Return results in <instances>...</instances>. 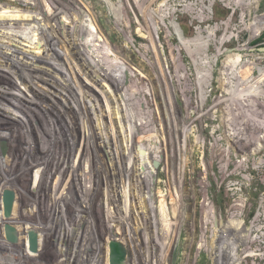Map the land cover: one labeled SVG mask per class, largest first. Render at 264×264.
Here are the masks:
<instances>
[{"label": "rangeland", "instance_id": "rangeland-1", "mask_svg": "<svg viewBox=\"0 0 264 264\" xmlns=\"http://www.w3.org/2000/svg\"><path fill=\"white\" fill-rule=\"evenodd\" d=\"M80 3L96 18L111 46L104 55L114 64L79 36ZM0 17V74H12L0 76L1 106L18 109L0 114L9 132L0 147V178L11 182L14 197L2 210L15 222L12 200L34 199L19 214L38 213L53 234L43 241L44 232L34 231V242L26 241L38 256L33 264L66 255L54 235L71 242V232L89 234L92 241L106 222L139 242L148 217L154 218L149 259H159L171 239L166 264H264V51L258 49L264 29L252 34L264 0H0ZM230 55L239 60L228 63ZM122 60L140 83L130 82ZM19 75L23 91L12 82ZM82 196L90 202L78 204ZM75 212L82 226L75 221L70 228ZM52 213L57 218L47 222ZM0 226V264H20L15 251L1 246L8 231L3 220ZM140 244L138 264L148 260ZM52 247L57 255L42 254Z\"/></svg>", "mask_w": 264, "mask_h": 264}, {"label": "bare ground", "instance_id": "bare-ground-1", "mask_svg": "<svg viewBox=\"0 0 264 264\" xmlns=\"http://www.w3.org/2000/svg\"><path fill=\"white\" fill-rule=\"evenodd\" d=\"M46 3V2H45ZM110 3V2H109ZM107 4V3H106ZM80 5H81V7H80ZM80 5L79 6H77L76 7V9H78L80 12H84V14L85 15H83L82 14V18L84 17V20H85V23H83V29L82 30H79V28H80V25L78 26L79 28H78V30H77V32L79 33V36H80V34H83L85 37H84V41L86 42L85 44H86V46L88 45V46H92L94 49H97L98 51H99V53H101V56L103 57V59L105 60L107 57L104 55V52H105V50H108L109 52L111 51V46H110V44H109V42L108 41H105V39H106V37L103 35V33L100 31V29H99V27H98V24H97V21H96V18L93 16V14L91 13V12H88V10L86 11V10H84V7H85V5L83 4V3H80ZM107 5H109V4H107ZM79 12V13H80ZM78 13V14H79ZM4 17V16H3ZM2 17V18H3ZM1 18V17H0ZM5 18V17H4ZM66 18V17H65ZM66 20V19H65ZM66 22V21H65ZM78 22V21H77ZM82 22H83V20H82ZM124 25V24H123ZM76 26V25H75ZM71 27V26H70ZM74 27V26H73ZM77 27V26H76ZM61 28V27H60ZM72 28V27H71ZM82 28V27H81ZM264 29V17H258L255 21H254V23H253V26H252V34H253V37H255V36H257L262 30ZM119 30L121 31V32H123L124 34H125V36H126V39L129 41V42H131V36H130V34H129V31L128 30H126L124 27L122 28V27H120L119 28ZM69 31V30H68ZM77 33V34H78ZM47 36V35H46ZM65 36V35H64ZM98 39V40H97ZM224 39V38H223ZM30 40V39H29ZM95 40H97L98 42L99 41H101V42H103L104 43V47H101L100 45H98V43H97V41H95ZM14 43V42H13ZM48 43V42H47ZM36 44V43H35ZM38 44V43H37ZM84 44V43H83ZM92 44V45H91ZM25 45V44H24ZM54 45V44H53ZM62 45V44H61ZM63 46H64V44H63ZM85 46V47H86ZM99 48H98V47ZM53 48V47H52ZM23 49V48H22ZM25 50V49H24ZM64 50V49H63ZM68 52V51H67ZM66 52V53H67ZM108 52V53H109ZM69 53V52H68ZM98 53V54H99ZM106 53V52H105ZM59 54V53H58ZM66 55V54H65ZM69 55V54H68ZM231 56V55H230ZM68 57V56H67ZM232 57V56H231ZM229 58V57H228ZM108 60H107V62H109V63H111V64H114V61L116 60V59H109V57L107 58ZM70 60V59H69ZM72 60V59H71ZM237 60H239V56H237L236 58H230L229 59V61H228V63H231V62H235V61H237ZM7 61H9L10 62V60H7ZM19 61V60H18ZM106 61V60H105ZM179 61V60H178ZM22 63V62H21ZM120 63V65H119V67H123V68H125V69H127L128 70V75H129V77H130V82L131 81H134V82H136V81H138V83H140V78L139 77H137V73H136V71H135V69L133 68V67H131L126 61H120L119 62ZM5 64V63H4ZM43 64V63H42ZM45 64V63H44ZM103 64H104V62H103ZM43 66V65H42ZM1 67V66H0ZM49 69V68H48ZM113 70V69H112ZM130 71H131V73H130ZM1 72H2V74H0V76L2 75V77L3 78H5V79H10V78H8V77H10V76H12V74L10 73L8 76H7V72L6 71H4V70H1ZM17 72V71H16ZM45 74V73H44ZM49 74V73H48ZM23 75V74H22ZM258 75V74H257ZM20 77H21V75H19ZM37 76V75H36ZM23 77V76H22ZM13 78L12 79V82L13 81H15V82H18L19 84H17L16 85V87H18V89L19 90H21V91H23V90H25V84L23 83L22 84V82H25L24 80H25V78H24V80H22L23 78ZM38 77V76H37ZM258 78V77H257ZM38 80H39V78H38ZM136 80V81H135ZM2 81V80H1ZM7 81V80H6ZM11 81V80H10ZM9 82V81H8ZM42 82V81H41ZM46 82H48V81H46ZM254 82V81H253ZM9 83H11V82H9ZM32 83V82H31ZM31 83H29V88L31 87V88H34L33 87V85H31ZM43 83V82H42ZM49 83V82H48ZM56 83V82H55ZM4 84H8V83H6V82H4ZM14 84V83H13ZM13 84H11V85H13ZM137 84V83H136ZM238 84V83H237ZM10 85V86H11ZM31 85V86H30ZM143 85V84H142ZM1 86V85H0ZM3 86V85H2ZM183 86V85H182ZM12 87V86H11ZM53 87H55V86H53ZM1 88V87H0ZM10 88V87H9ZM36 88V87H35ZM79 88V87H78ZM143 88H145V86L143 87ZM11 89V88H10ZM18 89H17V91H18ZM37 89V88H36ZM36 89H35V91H36ZM81 89V88H80ZM2 90H5V88H3ZM142 90V93H141V98H142V103L143 104H145V105H147L146 104V100H145V98H143V94H144V91H143V89H141ZM33 91V90H32ZM138 91V90H137ZM246 91V90H245ZM2 92V91H1ZM6 92V91H5ZM4 92V93H5ZM34 92V91H33ZM228 92V91H227ZM243 92H244V90H243ZM14 93L16 94V92H12V94H11V96H9L10 98H12V99H14V100H16L15 99V97L13 96L12 97V95H14ZM30 93H31V90H30ZM61 93V92H60ZM19 94V93H18ZM48 94V93H47ZM2 95V94H1ZM0 95V96H1ZM5 95V94H4ZM21 94H19V96H20ZM31 95V94H30ZM57 95V94H56ZM2 97V96H1ZM27 97V96H26ZM59 97V96H58ZM172 97V96H171ZM6 98V97H5ZM28 98V97H27ZM38 98V97H37ZM20 99V98H19ZM30 100H32V99H30ZM3 101V100H2ZM11 101H9V103H10ZM5 103V102H4ZM4 103H2L3 104V106H1V100H0V114L2 115V114H4L5 113V111L6 110H8V109H11V111H14V110H16L17 109V105H14L13 104V106L11 107L10 105H7V104H4ZM21 103V102H20ZM12 104V103H11ZM41 106V105H40ZM7 107V108H6ZM14 107V108H13ZM18 107H21V105L19 104L18 105ZM24 107V106H23ZM38 107V106H37ZM60 107V106H59ZM147 108V107H146ZM54 109V108H53ZM58 109V108H57ZM18 110V109H17ZM149 111L150 113H151V110L152 109H146L145 111ZM47 111V110H46ZM45 112V111H44ZM5 116V115H4ZM34 118V117H33ZM5 120L6 121V118L5 117H1L0 116V124H2V128H4V126H6V122H3V120ZM7 119H9V118H7ZM11 119V118H10ZM14 119V118H13ZM12 119V120H13ZM62 119V118H61ZM15 120V119H14ZM13 123H15V124H17L16 122H14V121H12ZM12 122H10V123H12ZM25 126H26V124H25ZM34 126H35V128L36 129H38V124H36V123H34ZM23 127V126H22ZM30 127V126H29ZM46 128V127H45ZM44 128V129H45ZM26 129V128H25ZM6 131V129L4 128L3 130H2V132L3 133H5V131ZM13 130V129H12ZM32 130H34V129H32ZM39 130V129H38ZM8 131V130H7ZM11 132V131H10ZM35 132V131H34ZM33 132V133H34ZM150 132V131H149ZM7 133H9V132H6L5 134H6V138H7ZM21 134V133H20ZM24 134V133H23ZM37 134H38V137H40L39 135H40V133H39V131H37ZM148 135V134H147ZM9 136V135H8ZM42 136V135H41ZM9 138H10V136H9ZM8 138V139H9ZM177 138V137H176ZM46 140H48V138L46 139ZM7 141V140H6ZM25 143V142H24ZM40 143V142H39ZM162 143V142H161ZM46 144V143H45ZM12 145V144H11ZM47 145V144H46ZM30 147V146H29ZM31 149V148H30ZM31 151V150H30ZM141 153V152H140ZM6 154V153H5ZM89 156V155H88ZM9 157H10V155H9ZM8 157V158H9ZM7 158V159H8ZM5 164V163H4ZM33 165V164H32ZM36 166V165H35ZM34 165H33V167H35ZM136 166H138V165H136ZM178 168V167H177ZM152 169V168H151ZM150 169V171L149 172H147V174L148 175H146V177H148L149 176V178H148V180L150 179V175L152 174V170ZM34 170V169H33ZM50 170V169H49ZM40 172V171H39ZM49 173V172H48ZM135 173V172H134ZM37 173L35 172L34 173V171L32 172V174L31 175H33L32 177H35V176H37L36 175ZM50 174V173H49ZM48 174V175H49ZM135 175H138V174H136L135 173ZM139 177H141V174H140V172H139ZM144 175V174H143ZM47 176V175H46ZM45 176V177H46ZM29 177V176H28ZM31 177V176H30ZM135 177H137V176H135ZM143 177V176H142ZM144 177H145V175H144ZM1 179V178H0ZM12 180V179H11ZM33 180H34V178H33ZM33 180H32V182H33ZM36 180H38V179H36ZM147 180V179H146ZM145 180V181H146ZM14 181V180H13ZM139 181H140V179H139ZM142 182V181H141ZM149 182V181H148ZM6 182H5V178L4 179H1L0 180V186H1V189H2V191H3V194H4V197L2 196V198H1V195H0V210L2 211V214H3V216H1L0 217V222L3 220L5 223H6V230H7V227L9 226V227H11L12 228V234L11 235H7L6 234V238L9 236V238L10 239H3V241L1 242V246H4L3 248H9V250H10V248L12 249V251H15L16 252V256H15V259L17 260V262L18 263H20V264H33V262H35V259L38 257L37 255H35V253H34V255H32L31 256V254H33V253H31V252H29L28 251V249H27V244H29V243H26V241H28V236L30 235L29 233H31V232H33L34 233V231H43L44 232V237H42V240L44 241H46V238H47V236L49 235V234H51V235H53L52 234V227L51 226H49V224H46L45 223V225L44 224H42L43 222H39V220H37L35 217H38V213L37 214H35V215H33L32 214V216H30V215H28V216H25L24 214H19V212H18V209H19V207H21V208H27V207H30V206H33L34 205V199H30V198H27L26 200H27V202H25L26 204H20V199L18 200V197H16V199H14V200H12V202H14V204H16V206H17V208H16V211L18 212H16V214L15 215H17V218H16V221L15 222H13L14 220L12 219L13 217L11 216V213L9 212H6V210H2V208L4 209V208H6V206H5V195H6V193H9L7 190H8V188H9V186H10V184L9 183H11V182H7L6 184H5ZM88 183V182H87ZM86 183V184H87ZM35 184H37V183H35ZM42 184V183H41ZM89 184V183H88ZM87 184V185H88ZM2 185H4V186H2ZM15 185V184H14ZM45 185V184H44ZM150 185V184H149ZM12 186V185H11ZM46 186V185H45ZM53 186V185H52ZM89 186V185H88ZM106 186V185H105ZM90 188H91V186H89ZM41 188V187H40ZM68 188V187H67ZM69 188H71V187H69ZM88 188V187H87ZM144 188V187H143ZM10 189V188H9ZM53 189V188H52ZM74 189V188H73ZM94 190V189H93ZM22 191V190H21ZM86 191V190H85ZM70 192V191H69ZM113 192V191H112ZM86 193V192H85ZM115 193V192H114ZM147 193V192H146ZM62 194V193H61ZM13 195V194H12ZM14 195H16L17 196V194H14ZM30 195V194H29ZM35 195H38V194H35ZM44 195V194H43ZM115 195V194H114ZM135 195V194H134ZM63 195H61V197H62ZM89 196V195H88ZM150 196V195H149ZM19 197H21V194L19 195ZM26 197V196H25ZM47 197V196H46ZM56 197V196H55ZM53 198L52 199V197H51V201H52V205H53V203L54 204H56L54 201H55V199L56 198ZM136 197V196H135ZM144 197V196H143ZM14 198V197H13ZM13 198H11V199H13ZM107 198V197H106ZM43 199V198H42ZM47 199H48V197H47ZM78 199V198H77ZM82 199H84V196H82V198L80 197L79 198V200H77L78 201V204L80 203V201L81 202H83V203H89L90 201H87V200H85V201H82ZM113 199V198H112ZM112 199H111V201H112ZM39 200H41L40 198H39ZM38 200V201H39ZM45 200V199H44ZM58 200V199H57ZM106 200V199H105ZM37 201V200H36ZM50 201V200H49ZM127 201V200H126ZM40 202V201H39ZM63 202V201H62ZM136 202V201H135ZM38 203V202H37ZM46 203V202H45ZM60 203V202H59ZM100 203H102L103 204V202H100ZM149 203V202H148ZM36 204V203H35ZM41 204V203H40ZM40 204L38 203V205L40 206ZM50 204V203H49ZM102 204H100V205H98V207H100V206H102ZM112 204V203H111ZM147 204V203H146ZM163 204H164V202H163ZM12 205V204H11ZM43 205H45V204H43ZM47 205V204H46ZM60 205H62V204H60ZM82 205V204H81ZM106 205V204H105ZM148 205V204H147ZM14 206V205H13ZM36 206V205H35ZM48 206V205H47ZM41 207V206H40ZM46 207V206H45ZM50 207H54V206H49L47 209H49ZM88 207H89V205H88ZM87 207V208H88ZM120 207V206H119ZM150 207V206H149ZM9 208H11V207H9ZM42 208V207H41ZM40 208V209H41ZM86 208V207H85ZM86 208V209H87ZM15 209V208H14ZM32 209V207L30 208V210ZM36 209H37V211H38V208L36 207ZM47 209H45V210H47ZM149 209V208H148ZM28 210H29V208H28ZM33 210V209H32ZM43 210V209H42ZM51 210H53V208H51ZM15 211V210H14ZM41 211V210H40ZM44 211V210H43ZM49 211V210H48ZM54 211V210H53ZM60 211V210H59ZM146 211V210H145ZM42 212V211H41ZM51 212V211H50ZM61 212V211H60ZM66 212V211H65ZM106 212V211H105ZM23 213V212H22ZM43 214H44V212H42ZM76 213V216H74L73 215V217H71V219H72V221L69 219L68 220V224L67 225H69V227L71 226V222L72 223H74L75 221H78L79 223V225L81 224L80 223V215L79 214H77V212H75ZM98 213H99V211H98ZM48 214V213H47ZM47 214H45V216H47ZM73 214V213H72ZM110 214V213H109ZM60 215V214H59ZM165 215V214H164ZM54 216H55V213H52L50 216L48 215V219H46L47 220V222H49V219L50 218H52L53 219V221H54ZM68 216V215H67ZM161 216V215H160ZM56 217V216H55ZM113 217V216H112ZM147 217V216H146ZM145 217V218H146ZM165 217V216H164ZM163 217V218H164ZM57 218V217H56ZM68 218V217H67ZM147 219H149V220H147ZM168 219V218H167ZM45 220V219H44ZM64 220V219H63ZM146 220H147V222L149 221V223L152 225L153 223H154V218H151V217H148V218H146ZM164 220V219H163ZM34 221H36V222H34ZM59 221V220H58ZM57 221V222H58ZM61 221H62V219H61ZM67 221V220H66ZM66 221H64V222H66ZM166 221V220H165ZM164 221V222H165ZM34 222V223H33ZM14 225V227L12 226V224ZM51 223V222H50ZM59 223H61V222H59ZM166 223V222H165ZM40 224H42V225H40ZM54 224H55V222H54ZM63 224V223H62ZM61 224V225H62ZM66 224V223H65ZM76 224V223H75ZM109 224V223H108ZM107 224V222H106V224H105V230H104V232L103 233H100V237L98 238V239H96L94 236V239L91 241L90 239H88V237H87V235L89 236V234H85L84 236H82V235H78V234H76L75 236H72V237H69V235L72 233H70V234H67V240H70L71 239V242L70 241H68V242H65V241H63V240H61V241H59L57 238H56V236L54 235V242H55V244L57 245V247L60 249V250H64V247H68V250L67 251H65V252H67V253H65L66 255H64V254H61V258L57 261H55V259L53 260V261H55L56 263L55 264H58V263H61V264H109V242H110V240H112V239H114V240H118V241H120V242H122L123 244H125L126 245V247H129V254H128V259L126 258V263L125 264H138V261L140 262V253L138 254V250H137V248H138V246H139V244L142 246V250L141 249H139V250H141V251H143L142 253H144L142 256H143V258L142 259H144V260H147V261H142L144 264H166V263H164L165 262V260H166V257H167V253H168V246H169V243H170V240H166V247H165V251L160 255V257H159V259H156V258H150L149 259V255L150 254H153L154 252H151V242H150V235H151V232H153L154 233V230H152L151 229V225L149 226V231H145V234H146V236L144 237L145 239H142V237L140 238L141 240L138 242L137 240H135V239H133V238H130L129 236H128V232L126 231V232H124L123 233V231L121 232V231H113L111 228H110V224L108 225ZM139 224V223H138ZM11 225V226H10ZM61 225H59V226H61ZM97 225V224H96ZM147 225H148V223H147ZM54 226V225H53ZM76 226V225H75ZM81 226H82V224H81ZM56 227V226H55ZM69 227H67V228H69ZM71 228V227H70ZM76 228V227H75ZM78 228V227H77ZM83 228H85L84 227V225H83ZM87 228H88V226H87ZM56 230V229H55ZM66 230H68L69 231V229H66ZM79 230V229H78ZM92 230V229H91ZM119 230V229H118ZM147 230V229H146ZM77 231V230H76ZM75 231V232H76ZM80 231V230H79ZM93 231V230H92ZM3 226H2V228H1V226H0V239H2V235H3ZM63 232H64V230H63ZM82 232V231H81ZM130 232V231H129ZM150 232V233H149ZM90 233V232H89ZM126 233H127V235H126ZM59 234H60V232H59ZM64 234V233H63ZM43 235V234H42ZM154 235V234H153ZM174 236V235H173ZM52 237V236H51ZM90 237V236H89ZM172 237V236H171ZM70 238V239H69ZM49 239H50V237H49ZM79 239V240H78ZM164 239V238H163ZM162 239V240H163ZM38 240V239H37ZM157 240V239H156ZM1 241V240H0ZM89 241H91V243L92 244H89ZM37 242V241H36ZM51 242V241H50ZM50 242H48V243H50ZM66 243V244H65ZM163 242L161 241L160 242V245L162 244ZM32 244V243H31ZM30 245V244H29ZM33 245H34V243H33ZM50 245V244H49ZM48 246V245H47ZM54 246V245H53ZM77 246H78V249H77ZM39 247V246H38ZM57 247H52L51 248V251L50 250H46V251H48V252H42V254H45V253H48V254H45V255H49V254H51L52 256H54L53 254H56V253H54V252H56L55 250H56V248ZM42 248V247H41ZM33 249V248H32ZM44 249H46V247L44 248ZM132 249V250H131ZM36 250V249H35ZM78 250V251H77ZM131 250V251H130ZM134 251V252H133ZM140 251V252H141ZM151 252V253H150ZM31 253V254H30ZM39 254L41 253V251L40 252H38ZM57 254H58V252H57ZM56 254V255H57ZM60 254V253H59ZM14 255V254H13ZM28 257H27V256ZM64 255V256H63ZM86 255H88V259L85 257ZM250 255H254V254H250ZM31 256V257H30ZM141 256V257H142ZM57 257V256H56ZM86 259H85V258ZM148 257V258H147ZM140 258V259H139ZM151 260V261H150ZM141 262V263H142ZM140 263V264H141Z\"/></svg>", "mask_w": 264, "mask_h": 264}, {"label": "water", "instance_id": "water-1", "mask_svg": "<svg viewBox=\"0 0 264 264\" xmlns=\"http://www.w3.org/2000/svg\"><path fill=\"white\" fill-rule=\"evenodd\" d=\"M261 51H264V47H259L258 48ZM6 146V136L4 133L0 134V147L4 149ZM11 203V194L6 193L5 195V205L8 208V206ZM8 234H12V229L11 227H7ZM30 241L34 242L35 236L34 233H30ZM128 252H127V247L125 244L118 240H110L109 242V264H125L126 263V258H127Z\"/></svg>", "mask_w": 264, "mask_h": 264}, {"label": "built area", "instance_id": "built-area-1", "mask_svg": "<svg viewBox=\"0 0 264 264\" xmlns=\"http://www.w3.org/2000/svg\"><path fill=\"white\" fill-rule=\"evenodd\" d=\"M128 254H129V252H128ZM127 257H128V255H127ZM128 259V258H127Z\"/></svg>", "mask_w": 264, "mask_h": 264}]
</instances>
